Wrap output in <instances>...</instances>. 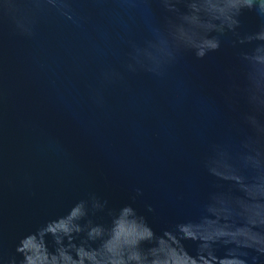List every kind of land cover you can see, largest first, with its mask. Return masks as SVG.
<instances>
[{
	"label": "water",
	"instance_id": "1",
	"mask_svg": "<svg viewBox=\"0 0 264 264\" xmlns=\"http://www.w3.org/2000/svg\"><path fill=\"white\" fill-rule=\"evenodd\" d=\"M241 21L245 31L258 24L249 12ZM147 37L121 0H0L4 254L90 194L109 209L131 204L159 233L196 219L224 187L203 162L212 145L239 134V112L226 104L235 50L225 43L203 60L185 53L161 79L125 68L127 41ZM93 219L111 217L105 210Z\"/></svg>",
	"mask_w": 264,
	"mask_h": 264
},
{
	"label": "clouds",
	"instance_id": "2",
	"mask_svg": "<svg viewBox=\"0 0 264 264\" xmlns=\"http://www.w3.org/2000/svg\"><path fill=\"white\" fill-rule=\"evenodd\" d=\"M145 21L148 37L129 39L126 70L164 78L185 53L203 60L225 43L238 70L229 74L226 104L239 112L235 140L211 147L203 162L223 188L200 205L196 219L156 232L131 204L109 209L95 194L20 238L2 264H264V0H121ZM164 13L156 20L153 4ZM257 21L245 31L241 17ZM71 18V17H70ZM243 104V110L240 106ZM138 195H142L137 190ZM135 199V198H134ZM107 210L110 223L93 217ZM148 211L155 209L148 205ZM191 242L192 251L187 247ZM51 243V247H50ZM222 253V255H221Z\"/></svg>",
	"mask_w": 264,
	"mask_h": 264
}]
</instances>
